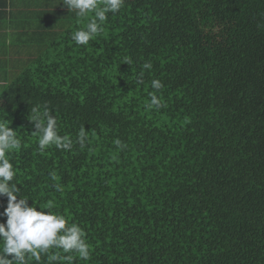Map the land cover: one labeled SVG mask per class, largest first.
<instances>
[{"label": "trees", "instance_id": "1", "mask_svg": "<svg viewBox=\"0 0 264 264\" xmlns=\"http://www.w3.org/2000/svg\"><path fill=\"white\" fill-rule=\"evenodd\" d=\"M22 1L0 9L18 55L1 61L16 78L0 119L22 141L9 156L22 195L87 232L91 259L74 264H264V0H125L79 46L88 19ZM153 79L166 107L148 110ZM44 105L70 151H39L29 117Z\"/></svg>", "mask_w": 264, "mask_h": 264}, {"label": "clouds", "instance_id": "2", "mask_svg": "<svg viewBox=\"0 0 264 264\" xmlns=\"http://www.w3.org/2000/svg\"><path fill=\"white\" fill-rule=\"evenodd\" d=\"M125 0H62L63 7L69 12H75L79 19H88L86 27L79 28L71 35L76 45H88L90 40L103 33L108 14L118 13ZM78 19V22H79ZM131 65V59L125 61ZM151 62H145L144 70H151ZM143 71L140 76H143ZM142 83V79L138 81ZM150 102L146 109L166 107L162 98L156 92L164 87L160 79H153ZM30 121L34 122V136L38 137L39 151L44 153L50 146L63 151H70L74 141L68 135H61L57 122L51 110L44 105L32 107ZM94 136L95 133L93 132ZM81 149L91 143L89 133L81 127L75 141ZM115 145L123 150L127 147L120 139ZM22 148V141L17 131L11 128L6 120L0 119V197H7V206L0 212V264H74L79 259L88 261L92 251L85 229L74 222H69L64 214L53 211L54 200H48L39 205L35 201L30 205L28 197L22 195L21 188L15 180L16 168L9 156ZM57 179L56 174L50 173ZM56 191L62 192L63 185L56 184Z\"/></svg>", "mask_w": 264, "mask_h": 264}, {"label": "crops", "instance_id": "3", "mask_svg": "<svg viewBox=\"0 0 264 264\" xmlns=\"http://www.w3.org/2000/svg\"><path fill=\"white\" fill-rule=\"evenodd\" d=\"M12 1H7L8 3L7 7H5L4 0H0V9L1 10H7L8 13L12 10H26V8L22 5L24 4L22 0H16L14 1V5L11 6ZM20 12H16V18L14 19L15 24L20 21L19 17L21 16ZM2 22V21H1ZM0 22V94L3 89H5L11 82H13L16 78V74L13 69L12 65L8 66L7 68L3 64L1 66V61L9 60L10 58H14L15 55L18 57L17 54H15V42H16V36H14L15 29H13L10 19H7L6 21H3L4 23ZM14 43V44H13Z\"/></svg>", "mask_w": 264, "mask_h": 264}]
</instances>
